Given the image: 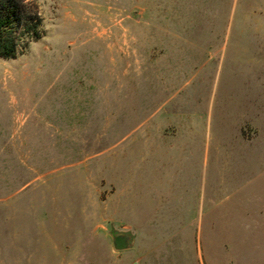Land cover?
Listing matches in <instances>:
<instances>
[{"label":"rangeland","instance_id":"374dc122","mask_svg":"<svg viewBox=\"0 0 264 264\" xmlns=\"http://www.w3.org/2000/svg\"><path fill=\"white\" fill-rule=\"evenodd\" d=\"M30 1L0 264H264V0Z\"/></svg>","mask_w":264,"mask_h":264},{"label":"trees","instance_id":"16d2710c","mask_svg":"<svg viewBox=\"0 0 264 264\" xmlns=\"http://www.w3.org/2000/svg\"><path fill=\"white\" fill-rule=\"evenodd\" d=\"M42 34L39 11L30 0H0V57H15Z\"/></svg>","mask_w":264,"mask_h":264},{"label":"water","instance_id":"95a60500","mask_svg":"<svg viewBox=\"0 0 264 264\" xmlns=\"http://www.w3.org/2000/svg\"><path fill=\"white\" fill-rule=\"evenodd\" d=\"M114 246L118 249H123L130 244V233L116 232L113 236Z\"/></svg>","mask_w":264,"mask_h":264},{"label":"crops","instance_id":"0c3cea01","mask_svg":"<svg viewBox=\"0 0 264 264\" xmlns=\"http://www.w3.org/2000/svg\"><path fill=\"white\" fill-rule=\"evenodd\" d=\"M182 222H185L184 220Z\"/></svg>","mask_w":264,"mask_h":264}]
</instances>
